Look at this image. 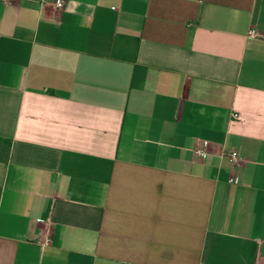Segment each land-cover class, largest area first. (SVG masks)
Wrapping results in <instances>:
<instances>
[{
	"label": "crops",
	"instance_id": "crops-1",
	"mask_svg": "<svg viewBox=\"0 0 264 264\" xmlns=\"http://www.w3.org/2000/svg\"><path fill=\"white\" fill-rule=\"evenodd\" d=\"M56 1L0 0V264H264V0Z\"/></svg>",
	"mask_w": 264,
	"mask_h": 264
},
{
	"label": "built area",
	"instance_id": "built-area-1",
	"mask_svg": "<svg viewBox=\"0 0 264 264\" xmlns=\"http://www.w3.org/2000/svg\"><path fill=\"white\" fill-rule=\"evenodd\" d=\"M5 3H10L13 2L14 0H1ZM56 7L58 10H62L65 7V1L64 0H57L56 1ZM248 36L250 38H259V32L255 29H251L248 33ZM235 118H239V115H235ZM211 149V145L208 141H203L201 142V144L199 146H197L194 151H193V155L195 157V159H203L205 158V156L210 152ZM242 158L240 157V155L237 152H233L230 155V160L233 163H238ZM50 239H47L45 241V244H49L50 243Z\"/></svg>",
	"mask_w": 264,
	"mask_h": 264
}]
</instances>
